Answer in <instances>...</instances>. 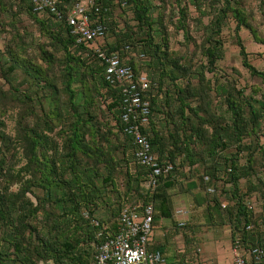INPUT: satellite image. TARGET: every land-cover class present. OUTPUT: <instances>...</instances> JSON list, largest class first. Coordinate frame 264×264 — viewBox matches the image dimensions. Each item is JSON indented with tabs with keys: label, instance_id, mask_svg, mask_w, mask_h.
Segmentation results:
<instances>
[{
	"label": "trees",
	"instance_id": "obj_1",
	"mask_svg": "<svg viewBox=\"0 0 264 264\" xmlns=\"http://www.w3.org/2000/svg\"><path fill=\"white\" fill-rule=\"evenodd\" d=\"M53 1L59 15L34 12L27 0H0V16L10 20L0 48V264H89L94 246L118 233L123 208L152 205L153 223L173 219L175 192L202 209L200 225L174 223L187 244L200 226H228L231 241L264 246V179L254 169L264 171V93L258 86L245 95L216 67L230 22L242 67L264 83L239 36L246 30L257 38L241 0H93L87 14L104 27L103 37L82 44L65 21L79 0ZM167 3V23L184 47L193 43L192 53L169 50ZM115 8L123 18L127 9L132 23L124 18L120 28ZM22 16L37 38L19 32ZM188 20L201 26L199 45ZM5 25L0 20L1 32ZM97 49L149 81L148 123L139 128L158 164L171 167L153 187L144 186L150 171L134 157L121 89L105 81ZM12 111L14 132L6 134L3 117Z\"/></svg>",
	"mask_w": 264,
	"mask_h": 264
},
{
	"label": "built area",
	"instance_id": "obj_2",
	"mask_svg": "<svg viewBox=\"0 0 264 264\" xmlns=\"http://www.w3.org/2000/svg\"><path fill=\"white\" fill-rule=\"evenodd\" d=\"M27 1L31 3L34 12L49 10L56 13L53 0ZM93 6V0H79L67 13L65 21L75 36L76 44L94 42L103 37L104 27L100 24L91 25L87 14L88 8ZM95 53L105 64V81L121 89V120L124 124V133L131 138L135 147V159L150 171L144 186L153 187L156 177L169 172L171 167L158 164L156 157L151 153L148 140L139 128L148 123L149 101L143 94L149 88V81L144 74L136 75L130 67L120 65L116 55H107L99 49ZM208 191L212 192L211 189ZM252 206L253 204H250L248 208ZM175 215L177 226L183 227L189 221L190 212L182 207L176 209ZM152 223V205H147L142 210L126 206L120 212L118 233L106 236L96 246L89 264H164L165 259L160 252L147 250ZM230 251L231 264H264V246L247 249L235 239L231 241Z\"/></svg>",
	"mask_w": 264,
	"mask_h": 264
},
{
	"label": "rangeland",
	"instance_id": "obj_3",
	"mask_svg": "<svg viewBox=\"0 0 264 264\" xmlns=\"http://www.w3.org/2000/svg\"><path fill=\"white\" fill-rule=\"evenodd\" d=\"M261 0H241L243 8L252 16V18H249V22H251L252 26L255 29L256 32V39L253 38V36L246 30L240 31V38L242 40V43L245 47V50L248 54L249 62L252 66L257 68L260 71H264V7L260 8ZM264 2V0L262 1ZM259 7V9H258ZM169 8L170 5L167 3L165 9L162 10V15L164 16L163 23H166L167 26V37H168V47L170 51L184 53L187 49L190 53L194 50L193 43H189V45L186 47L183 46V38L181 34L174 35V29L173 27L167 23V18L169 15ZM127 11L125 18L126 23H132L131 20V14ZM120 10L118 8H115L113 10L112 16L117 21V24L121 28L124 22V18L120 14ZM0 20L4 21L5 24V31L1 32L0 27V48L3 47L5 44V40H8L10 35V26L8 22L10 21L9 18H6L5 16H0ZM202 20L204 22L207 21V17H203ZM21 24H17V28L19 29L20 33H24L26 31H29L32 33L31 36L37 38L38 33L36 32L35 28H31L29 25L31 24L30 21H28L25 16L21 17ZM189 23V35L194 41L196 45H199L201 42V35L202 32L200 30L201 26L196 25L193 23L192 20H188ZM24 27V28H23ZM233 23H227L222 30V40L224 45L223 50V59L218 61L216 64V67L218 69V73L222 76H226V79L229 81H234L237 88H241L245 95H248L252 87H258L260 86V90L264 93V83L260 82L257 78L251 77L248 72L242 67L241 65V58L239 55V50L236 45L235 36L233 34ZM26 28V29H25ZM25 29V30H24ZM107 40L113 41V38L111 37V34L109 33L107 35ZM99 43H101L99 40H97ZM181 43V44H180ZM194 55H191L193 57ZM197 57V55H196ZM197 58H194L193 60L196 61ZM207 77L210 78L211 75L207 74ZM224 82V78L221 80ZM1 83V82H0ZM220 104L219 99L216 101H213V105H215L216 110L218 113H220V109H218V105ZM15 113L16 111L7 112L5 116L3 117V121L5 123V126L2 130V132L6 134H13L14 128H15ZM264 131V130H263ZM261 143L264 144V138H261ZM254 169L257 171L256 174L262 179H264V171L260 169L259 165H256ZM253 181L254 178L252 179ZM118 181H121L120 179ZM242 185L245 184L244 180H241ZM255 183V182H254ZM122 188V185H120ZM15 189V187L13 188ZM253 204V211L258 212L259 205ZM103 212H97L95 215L100 218L102 216ZM191 216V215H190ZM191 223V222H190ZM192 225V224H191ZM195 233L193 241L189 243H192L193 250L190 249L191 247L188 246V252L187 257L185 256L183 258L184 262L186 264H196L197 259L192 254L193 251H197V254L199 256L200 264H231V241L230 245V229L228 226H207V227H198L197 229L192 231ZM191 233V232H190ZM190 233L187 234L190 236ZM180 240H184L183 237L180 238ZM95 249V246H94ZM196 255V254H195ZM177 260V259H175ZM181 260V259H180ZM198 264V263H197Z\"/></svg>",
	"mask_w": 264,
	"mask_h": 264
},
{
	"label": "crops",
	"instance_id": "obj_4",
	"mask_svg": "<svg viewBox=\"0 0 264 264\" xmlns=\"http://www.w3.org/2000/svg\"><path fill=\"white\" fill-rule=\"evenodd\" d=\"M172 205L174 211L173 219L157 217L154 219L152 233L148 241V246L150 250L160 252L167 262H184L183 258L187 255L188 246H190V249L193 250V244H187L185 240H180V238L183 236L181 234H177V231L174 227V223H177V216L175 215V211L177 208H187L191 215L189 216V223L191 222L192 225H200L203 222V217L201 215L202 209L194 208V206L192 205L191 198L189 196L178 194L176 192L173 194ZM190 236L195 237V233L191 232ZM230 241L231 240H229L228 245H230ZM192 254L196 257L197 263L200 264L197 251H193Z\"/></svg>",
	"mask_w": 264,
	"mask_h": 264
}]
</instances>
